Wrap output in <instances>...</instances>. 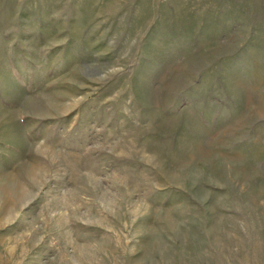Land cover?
<instances>
[{
    "label": "rangeland",
    "instance_id": "obj_1",
    "mask_svg": "<svg viewBox=\"0 0 264 264\" xmlns=\"http://www.w3.org/2000/svg\"><path fill=\"white\" fill-rule=\"evenodd\" d=\"M0 264H264V0H0Z\"/></svg>",
    "mask_w": 264,
    "mask_h": 264
}]
</instances>
